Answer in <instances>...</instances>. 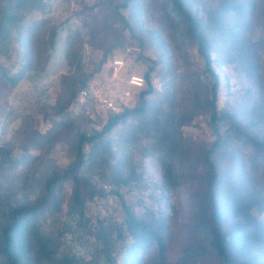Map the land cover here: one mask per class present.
I'll return each instance as SVG.
<instances>
[{
    "label": "trees",
    "instance_id": "trees-1",
    "mask_svg": "<svg viewBox=\"0 0 264 264\" xmlns=\"http://www.w3.org/2000/svg\"><path fill=\"white\" fill-rule=\"evenodd\" d=\"M51 2L0 0V181L26 165L33 188L0 185V264H264V0H81L77 21L28 23ZM130 45L144 86L87 130L80 91ZM25 79L46 99L19 112Z\"/></svg>",
    "mask_w": 264,
    "mask_h": 264
},
{
    "label": "rangeland",
    "instance_id": "rangeland-1",
    "mask_svg": "<svg viewBox=\"0 0 264 264\" xmlns=\"http://www.w3.org/2000/svg\"><path fill=\"white\" fill-rule=\"evenodd\" d=\"M51 10H49L47 13L42 14L40 12H34L29 16L28 23H30L33 20H38L41 17H49L54 23H61L69 21V23H72L73 20L77 21V19H73L76 12L81 10L83 8V4L81 3V0H51ZM84 5L86 3H91L93 1L98 0H84ZM264 29H259L258 35H263ZM89 56V67L93 68L95 64L97 63L99 59V54L93 51L88 52ZM144 54L148 57H155V53L153 49H147ZM116 57H123L126 61V74L122 75V77H126L129 74H139L143 76V72L146 70V64L143 62V60L138 58V50L135 49L134 46L130 45L125 49H121L120 51L116 52ZM115 57V58H116ZM114 59V58H113ZM110 59L109 62L104 66V68L96 75L95 79L90 84L89 89H91L92 93L94 94V90H98V92L102 93H108L110 94V91L115 89V99L117 101V105L120 108L119 103H124L127 106L134 105L135 97L137 90L141 89H131L130 95L127 97H123L122 95H118L119 91L126 88V83L124 81H121V79L117 80L114 79L112 76V68L111 63L112 60ZM68 70L66 63L62 59H58L56 65L54 66L51 76L48 77L49 84L52 87H58L60 75ZM222 72L226 74V76L231 80L232 85V92H234L231 96H229L231 101L237 100V90L240 88V84L238 80L235 78V75L232 73L231 67L227 66L224 67ZM144 78V77H143ZM114 79V80H113ZM96 90V91H97ZM127 90V89H126ZM96 97V93L94 94ZM120 98L123 100L121 101ZM46 99V95L44 94L42 97L40 96V92L35 89V87L32 85L31 81L29 79H25L20 83V86L16 91L11 95V97L8 98L9 105L13 106L16 111H23L25 108L30 107L31 105L36 104L37 102H42ZM48 109L50 113H52L54 110L50 108V106L54 105L55 103V96L49 97L48 99ZM121 101V102H120ZM5 104L7 102L5 101ZM109 110L102 104L96 100V106L88 108V111H90L91 121L85 123V128L87 130H91L94 127H100L104 119L107 117V114L105 112ZM40 128L45 129L49 123L48 121L43 119L42 114H40ZM50 121V120H49ZM200 125H203L202 122H200ZM198 127H188L186 128V132H194L198 131ZM15 157L19 156V152H15L13 154ZM48 163H60L65 164L69 160V154L67 152V149L64 144L57 143L55 144L54 148L52 149ZM27 166L22 165L18 168V170H8L5 171L4 177L0 181V185L2 187H11L14 192L18 195V197H21L23 195H26L28 193H31L33 188L29 184H27L24 181V171L26 170ZM30 168V173L34 174L35 172L41 170L44 168V166L37 162V164L32 165ZM100 205H102L100 203ZM99 205V206H100Z\"/></svg>",
    "mask_w": 264,
    "mask_h": 264
},
{
    "label": "built area",
    "instance_id": "built-area-1",
    "mask_svg": "<svg viewBox=\"0 0 264 264\" xmlns=\"http://www.w3.org/2000/svg\"><path fill=\"white\" fill-rule=\"evenodd\" d=\"M111 68H112V76L114 79H121V81H124L126 83V88L122 89L119 91L118 95H122L124 98L130 95L131 89H139L144 86L145 80L143 76L139 74H129L126 77H122V75L126 74V61L123 57H116L112 60L111 63ZM113 79V80H114ZM127 89V90H126ZM97 90V89H96ZM94 90V94L96 93V99L100 104L105 106L107 109L113 110V111H118L120 108L117 105V101L115 99V89L110 91V94L105 93V92H98ZM91 91V89H82L80 91V102H84L87 97L90 95H94ZM95 96V95H94ZM122 101L123 99L120 98ZM120 101V102H121ZM126 105V104H125Z\"/></svg>",
    "mask_w": 264,
    "mask_h": 264
}]
</instances>
